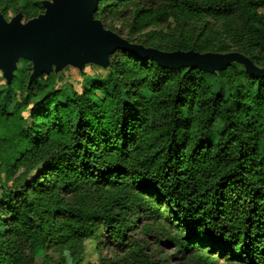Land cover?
I'll return each instance as SVG.
<instances>
[{
  "label": "trees",
  "instance_id": "obj_1",
  "mask_svg": "<svg viewBox=\"0 0 264 264\" xmlns=\"http://www.w3.org/2000/svg\"><path fill=\"white\" fill-rule=\"evenodd\" d=\"M28 1L32 19L39 5ZM108 1L96 18L121 36L118 22L132 34L153 20L209 18L196 37L153 30L131 43L237 51L263 66L264 0ZM217 22L232 43L208 35ZM107 71L79 89L53 74L0 86L10 130L0 136V264H62L49 254L57 244L84 264L86 242L102 233L126 264H171L131 232L189 253L185 264H264V77L237 63L217 74L169 69L123 50Z\"/></svg>",
  "mask_w": 264,
  "mask_h": 264
},
{
  "label": "water",
  "instance_id": "obj_2",
  "mask_svg": "<svg viewBox=\"0 0 264 264\" xmlns=\"http://www.w3.org/2000/svg\"><path fill=\"white\" fill-rule=\"evenodd\" d=\"M99 3L100 0H46L43 2L45 12L25 23L21 14L7 21L0 13V69L8 83L21 58L33 63L32 82L50 73L53 67L60 69L69 63L81 68L86 63L108 67L111 55L118 50L134 53L139 58H150L169 69L185 67L215 74L238 63L249 75L264 77V63L259 67L237 51L164 52L131 43L96 18Z\"/></svg>",
  "mask_w": 264,
  "mask_h": 264
},
{
  "label": "rangeland",
  "instance_id": "obj_3",
  "mask_svg": "<svg viewBox=\"0 0 264 264\" xmlns=\"http://www.w3.org/2000/svg\"><path fill=\"white\" fill-rule=\"evenodd\" d=\"M33 5H39V14H43L46 10L43 2L46 0H31ZM113 0H109L106 4H110ZM157 1V0H156ZM28 6L30 3L28 0H0V13L4 16L7 21H11L15 16L21 14L22 15V22L25 23L29 19L26 14L28 10ZM43 8V9H41ZM37 17V16H36ZM35 18V17H34ZM209 19L208 17L205 18H190V19H183L180 22H176L173 19H169L167 22H159L153 20L150 22L149 25H146L140 30H134L132 34H130V30L132 29V23L128 22L126 25L118 22L116 23V28L118 30H122V36L126 39L129 35L132 38H142L144 40H149L151 32L154 30L158 31L161 34L169 35L174 33H183V35H188L190 38L194 33V36H198L201 34L202 28L204 26V21ZM208 35L212 37L216 44H220L224 42L223 40H228L229 43H232V37L228 31H225L222 27L221 22H217L213 28L210 29ZM143 45V44H141ZM235 64V63H233ZM238 64V63H237ZM108 67L99 66L95 63H86L84 67H79L73 63L67 64L65 67L56 69L53 67L50 73L44 74L49 75L53 74L56 80L57 86H65L71 87L75 86L77 89L81 87L86 80L94 79V78H102L108 75ZM33 72V63L27 59H19L16 63V69L14 71L13 78L19 83L25 84L29 83L32 84L37 79H34L32 82L30 81V76ZM217 74V73H215ZM43 76V75H42ZM13 80V79H12ZM11 80V81H12ZM11 84L8 83L7 79L4 77L3 70L0 69V86H9ZM17 84V83H16ZM147 93V90H145ZM19 97V92L16 93ZM37 101V99H36ZM33 101V102H36ZM32 108V104L27 108L22 110V116L27 120V126H31L30 120V110ZM9 127L5 124L0 125V136L7 137V133H10ZM11 144H15L14 142H8V148L10 149ZM5 175H6V168L0 169V196L5 191L3 187L5 185ZM3 231V228L1 229ZM133 236V239L139 238L141 241L147 243L148 246L146 249V253L151 254L153 259L156 260H163L165 257L171 261V264H185L189 253L186 255L176 253L174 249V245L172 244H165L156 241L152 237L137 235L131 232L129 234ZM102 242V243H101ZM50 256L56 260L62 262V264H77L76 261L70 256V253L65 249L63 245L57 244L53 247L50 252ZM165 256V257H164ZM124 253L117 248L116 244L110 240L105 239L102 234H98L95 239H90L86 242V249H85V261L84 264H126ZM163 258V259H162ZM214 262L216 264H223L224 260L222 257L216 256Z\"/></svg>",
  "mask_w": 264,
  "mask_h": 264
}]
</instances>
